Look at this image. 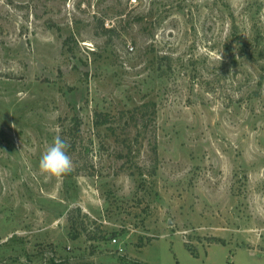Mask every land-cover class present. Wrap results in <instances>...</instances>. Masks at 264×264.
Here are the masks:
<instances>
[{
    "label": "rangeland",
    "instance_id": "374dc122",
    "mask_svg": "<svg viewBox=\"0 0 264 264\" xmlns=\"http://www.w3.org/2000/svg\"><path fill=\"white\" fill-rule=\"evenodd\" d=\"M0 264H264V0H0Z\"/></svg>",
    "mask_w": 264,
    "mask_h": 264
},
{
    "label": "clouds",
    "instance_id": "9594fccd",
    "mask_svg": "<svg viewBox=\"0 0 264 264\" xmlns=\"http://www.w3.org/2000/svg\"><path fill=\"white\" fill-rule=\"evenodd\" d=\"M69 148L70 144L66 139L55 136L39 159L38 168L41 174L48 178H59L70 174L74 162L68 154Z\"/></svg>",
    "mask_w": 264,
    "mask_h": 264
},
{
    "label": "trees",
    "instance_id": "16d2710c",
    "mask_svg": "<svg viewBox=\"0 0 264 264\" xmlns=\"http://www.w3.org/2000/svg\"><path fill=\"white\" fill-rule=\"evenodd\" d=\"M138 109V108H137ZM136 112L137 113H140V117H138L136 120H138V119H140L141 120V122H142V126L141 127H143V128H147V126H148V124H146V122H145V119L147 118V112H148V105L147 104H143L142 106H140L139 107V109L138 110H136ZM134 116L132 117V121L133 122H135L134 121ZM67 176V175H66ZM70 220V222H71V220L72 219H69ZM74 225V223H72V226ZM72 236V239H76L77 237H78V235L77 234H74V235H71ZM102 239H104V237L102 238Z\"/></svg>",
    "mask_w": 264,
    "mask_h": 264
},
{
    "label": "built area",
    "instance_id": "2783aa9c",
    "mask_svg": "<svg viewBox=\"0 0 264 264\" xmlns=\"http://www.w3.org/2000/svg\"><path fill=\"white\" fill-rule=\"evenodd\" d=\"M112 242H113L114 244H116V243H117V240H116V239H113ZM119 250L122 251V248L120 247Z\"/></svg>",
    "mask_w": 264,
    "mask_h": 264
}]
</instances>
